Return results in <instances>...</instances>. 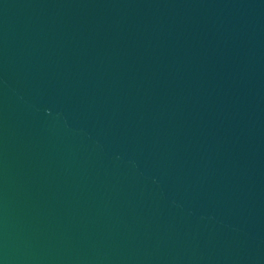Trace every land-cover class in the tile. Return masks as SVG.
I'll list each match as a JSON object with an SVG mask.
<instances>
[{"label": "water", "instance_id": "1", "mask_svg": "<svg viewBox=\"0 0 264 264\" xmlns=\"http://www.w3.org/2000/svg\"><path fill=\"white\" fill-rule=\"evenodd\" d=\"M0 264H264V0H0Z\"/></svg>", "mask_w": 264, "mask_h": 264}]
</instances>
